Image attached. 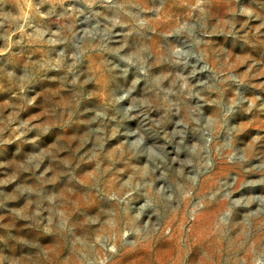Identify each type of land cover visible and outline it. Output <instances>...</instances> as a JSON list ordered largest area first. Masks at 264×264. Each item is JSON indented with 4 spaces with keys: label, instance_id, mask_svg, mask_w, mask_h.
<instances>
[{
    "label": "rangeland",
    "instance_id": "obj_1",
    "mask_svg": "<svg viewBox=\"0 0 264 264\" xmlns=\"http://www.w3.org/2000/svg\"><path fill=\"white\" fill-rule=\"evenodd\" d=\"M0 264H264V0H0Z\"/></svg>",
    "mask_w": 264,
    "mask_h": 264
}]
</instances>
